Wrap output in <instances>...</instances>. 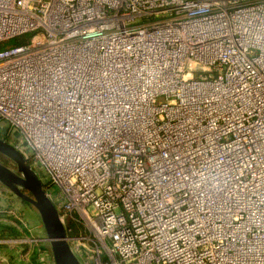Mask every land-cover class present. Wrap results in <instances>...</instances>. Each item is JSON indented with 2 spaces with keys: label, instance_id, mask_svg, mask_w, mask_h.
<instances>
[{
  "label": "built area",
  "instance_id": "2783aa9c",
  "mask_svg": "<svg viewBox=\"0 0 264 264\" xmlns=\"http://www.w3.org/2000/svg\"><path fill=\"white\" fill-rule=\"evenodd\" d=\"M25 35L0 121L83 264H264V0H0Z\"/></svg>",
  "mask_w": 264,
  "mask_h": 264
},
{
  "label": "rangeland",
  "instance_id": "374dc122",
  "mask_svg": "<svg viewBox=\"0 0 264 264\" xmlns=\"http://www.w3.org/2000/svg\"><path fill=\"white\" fill-rule=\"evenodd\" d=\"M30 37V35H27L22 37L21 40H26L28 42ZM17 132L14 129L11 130L6 122L0 121V139H3L13 146L17 145L16 148L23 154L27 163L32 166L34 164L31 159L32 151L26 147L22 137ZM0 163L18 173L17 165L2 154H0ZM33 170L37 173L42 184L48 183V176L43 169L37 166L36 168L33 167ZM0 215V223H2L3 226L16 228L19 233L18 236H13L11 235V231H7V233L0 232V250L12 247L14 251H17V255L20 256L21 254L25 258L29 257V260L32 261L31 254L35 253L33 250L38 248L40 242H45L48 252L47 250H42L41 253H48L53 257L51 246L49 242L46 241V231L38 212L32 206L22 201L1 182ZM65 227L68 230L67 235L70 237L69 239H71V248H73L79 259L82 257L81 260L85 261L83 258L91 254V252L86 249L90 248L89 245L80 241L81 236L85 237L87 234V236H89V232L86 230L85 225L80 222L79 219L68 218ZM91 259L93 258L91 257ZM52 260L54 262V258Z\"/></svg>",
  "mask_w": 264,
  "mask_h": 264
},
{
  "label": "water",
  "instance_id": "95a60500",
  "mask_svg": "<svg viewBox=\"0 0 264 264\" xmlns=\"http://www.w3.org/2000/svg\"><path fill=\"white\" fill-rule=\"evenodd\" d=\"M0 154L17 165L18 173L0 163V182L40 215L55 264H82L71 248L60 213L47 196L37 173L16 146L0 139Z\"/></svg>",
  "mask_w": 264,
  "mask_h": 264
},
{
  "label": "crops",
  "instance_id": "0c3cea01",
  "mask_svg": "<svg viewBox=\"0 0 264 264\" xmlns=\"http://www.w3.org/2000/svg\"><path fill=\"white\" fill-rule=\"evenodd\" d=\"M42 250H47L45 242H40L38 248L33 250L32 261L29 260V257H24L20 254L17 255V251H14L12 247L0 250V264H54L52 255L41 253Z\"/></svg>",
  "mask_w": 264,
  "mask_h": 264
},
{
  "label": "trees",
  "instance_id": "16d2710c",
  "mask_svg": "<svg viewBox=\"0 0 264 264\" xmlns=\"http://www.w3.org/2000/svg\"><path fill=\"white\" fill-rule=\"evenodd\" d=\"M25 36H27V35H25ZM25 36H22V37H25ZM22 37L16 38V39H14L8 43L1 45L0 49L9 48V47H16V46H21V45L26 44L27 41L26 40L22 41L21 40ZM0 218H1V215H0ZM7 231H11V235H13V236L19 235L18 230L16 228L5 227L2 225V223H0V232L7 233Z\"/></svg>",
  "mask_w": 264,
  "mask_h": 264
}]
</instances>
